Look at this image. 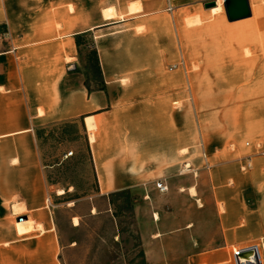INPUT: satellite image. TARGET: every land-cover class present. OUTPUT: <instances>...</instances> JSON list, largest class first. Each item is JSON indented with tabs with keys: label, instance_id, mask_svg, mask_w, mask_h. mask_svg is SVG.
Segmentation results:
<instances>
[{
	"label": "crops",
	"instance_id": "obj_1",
	"mask_svg": "<svg viewBox=\"0 0 264 264\" xmlns=\"http://www.w3.org/2000/svg\"><path fill=\"white\" fill-rule=\"evenodd\" d=\"M249 1L260 26L264 7L257 0L254 10ZM205 2L0 0V264H64L39 142L41 130L59 123L81 126L97 196L111 204V195L129 193L145 264H162L161 251L173 249L162 241L179 234L197 237L190 248L194 264L228 260L232 245L241 246L235 258L255 247L262 258L264 145L244 157L251 159L249 173L238 172L237 159L212 173V164L207 171L196 157L206 147L198 115L189 108L185 115V92L197 109L194 85L178 68L181 32L185 15ZM85 41L98 53L102 90L87 86L79 51ZM168 65L176 67L170 74ZM158 182L169 192L161 194ZM157 198L170 204L153 211ZM212 201L223 205L219 238L215 225L200 224Z\"/></svg>",
	"mask_w": 264,
	"mask_h": 264
},
{
	"label": "rangeland",
	"instance_id": "obj_2",
	"mask_svg": "<svg viewBox=\"0 0 264 264\" xmlns=\"http://www.w3.org/2000/svg\"><path fill=\"white\" fill-rule=\"evenodd\" d=\"M214 1L218 3L216 8L224 5V0H206L197 12L185 15L181 32L183 58L177 63L180 72L188 73L194 85L193 100L197 109L194 112L191 96L185 92V115L189 108L191 115L195 118L197 114L199 118L200 135L206 145L205 148L200 145L196 156L199 164H204L207 171L210 169L208 163L214 165H211L213 173L218 165L237 159L238 172L247 174L252 169H245L244 157L257 155L264 145V18L260 23L263 26L255 25L253 15L248 21L230 22L226 11L215 14L216 8H205V4ZM256 1L253 0L254 10ZM259 1L264 7V0ZM84 64L94 68L92 52L84 55ZM175 68L168 65L169 74ZM92 74L91 85L97 88V71L93 69ZM39 142L47 167L45 173L53 197L64 264H145L136 208L133 203H126L122 194L110 198L111 204L106 198L97 196L88 141L81 126L76 123L49 126L40 131ZM69 154L73 155L67 157ZM184 171L187 172L186 167ZM59 190L67 195L58 197ZM255 203L254 200L249 202L252 206ZM169 204L157 198L150 208L155 211ZM206 206L209 209H205L200 224L215 225L219 238L221 220L218 214L223 212V205L216 206L212 201ZM213 206L216 207L214 224ZM73 218L78 219V227L74 226ZM12 220L15 225L17 220L14 217ZM151 229L154 231L153 225ZM196 238L179 234L163 240L173 249L161 251L162 264H194L189 257L192 240ZM181 246L183 251L179 250ZM261 248L264 264V245ZM240 249L239 245L230 246L232 258L218 264H237L234 254Z\"/></svg>",
	"mask_w": 264,
	"mask_h": 264
},
{
	"label": "water",
	"instance_id": "obj_3",
	"mask_svg": "<svg viewBox=\"0 0 264 264\" xmlns=\"http://www.w3.org/2000/svg\"><path fill=\"white\" fill-rule=\"evenodd\" d=\"M217 7V2H210L205 4L206 9H213ZM224 8L230 22L242 21L252 17V10L250 8L249 0H224ZM26 217L19 218L18 221L21 222L26 220ZM248 255L247 253L242 254L240 258ZM260 259V257H258Z\"/></svg>",
	"mask_w": 264,
	"mask_h": 264
},
{
	"label": "trees",
	"instance_id": "obj_4",
	"mask_svg": "<svg viewBox=\"0 0 264 264\" xmlns=\"http://www.w3.org/2000/svg\"><path fill=\"white\" fill-rule=\"evenodd\" d=\"M83 45L85 46L84 48L82 47ZM79 51H80V54H81L82 62H83V57H84V55L87 52H92L93 55H94V58H95V66H94V68L90 64H84V68L86 70V77H87V86H88L89 90L92 91V89H91L92 88L91 80L93 78L92 77L93 69H95V71H97V74H98V77H99V80L96 81V83L98 85L96 89H99V90L104 89V82H103V79H102V71H101V66H100V62H99V57H98L97 51L95 49H93L91 44H90V42L88 43L87 41L79 42ZM120 194H122V195H124L126 197V203H132L131 200H130V195H129L128 192L117 193V194L111 195L110 198L116 197L117 195H120Z\"/></svg>",
	"mask_w": 264,
	"mask_h": 264
},
{
	"label": "bare ground",
	"instance_id": "obj_5",
	"mask_svg": "<svg viewBox=\"0 0 264 264\" xmlns=\"http://www.w3.org/2000/svg\"><path fill=\"white\" fill-rule=\"evenodd\" d=\"M217 6H218V3H217ZM213 11H214L215 14H219V13L225 14L224 5L221 4L218 8H216ZM70 190H72V188ZM192 191L195 193V190H192ZM64 194H65L64 190H59L58 191V195L59 196H63ZM74 223H75V226H78L79 225L78 219L75 218L74 219ZM245 253H247L248 255H246L243 258H240V256L242 254H245ZM237 254H240V256H237ZM237 254H236V262H237V264H261V259L263 258L262 257V253L260 252L262 258L258 259V257H260V255H259L258 248H256V247L255 248H250V249H247V250H244V251H241V252H238Z\"/></svg>",
	"mask_w": 264,
	"mask_h": 264
},
{
	"label": "built area",
	"instance_id": "obj_6",
	"mask_svg": "<svg viewBox=\"0 0 264 264\" xmlns=\"http://www.w3.org/2000/svg\"><path fill=\"white\" fill-rule=\"evenodd\" d=\"M72 155L73 154H69V156H67V157H70ZM250 168H252V163H251V159H248L246 166H245V169H250ZM156 188H157V190H159V192L161 194H166L169 192V187L164 182L156 183ZM237 256H240V254H237Z\"/></svg>",
	"mask_w": 264,
	"mask_h": 264
}]
</instances>
